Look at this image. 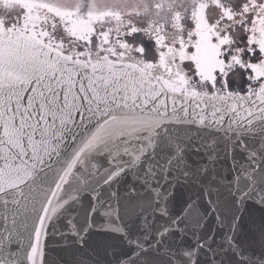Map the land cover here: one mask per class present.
<instances>
[{
	"label": "snow or ice",
	"instance_id": "obj_1",
	"mask_svg": "<svg viewBox=\"0 0 264 264\" xmlns=\"http://www.w3.org/2000/svg\"><path fill=\"white\" fill-rule=\"evenodd\" d=\"M217 136L245 156L236 200L264 193V0H0V264H44L81 164L85 178L103 174L91 213L102 228L127 236L162 217L161 247L202 230L199 199L179 215L170 203L193 176L188 146L215 148ZM117 172L136 183L120 191ZM199 177L226 226L218 179L207 166ZM227 226L231 240L238 218Z\"/></svg>",
	"mask_w": 264,
	"mask_h": 264
},
{
	"label": "water",
	"instance_id": "obj_2",
	"mask_svg": "<svg viewBox=\"0 0 264 264\" xmlns=\"http://www.w3.org/2000/svg\"><path fill=\"white\" fill-rule=\"evenodd\" d=\"M192 135L195 136V133ZM216 138L218 143L215 148H203L201 145L200 151H193L195 140L188 146L185 158L193 176L187 183L181 181L177 184L170 203L171 213L179 215L187 202L199 199L201 211L207 213V222L202 230L190 226L183 234L173 233L165 238L161 247L156 233L169 222L162 217H157L156 223L149 229L140 228L137 221L128 228L127 236L102 228L100 225L104 223V218L99 213H91L95 208L93 193L103 174L101 177L85 178L84 165L81 164L74 169L79 181H73L67 187L65 202L48 225V236L42 245L44 264H121L122 261L124 264H140L145 253L138 245L148 248L147 255L151 257L152 264H192L193 259L195 264H264V193L252 192L240 202L236 200L233 195L236 189L232 185L239 188L248 183L242 177V173L247 171L242 166L245 156L239 151L232 153L228 139L222 136ZM201 166H207L210 174L219 181L220 210L226 217L224 227H218L215 215L201 195ZM234 172L237 173L236 179H233ZM113 175L119 176L117 187L120 191L136 183L131 174L121 176L117 172ZM232 217L238 218V227L230 240L227 225ZM196 222H199L198 217ZM73 225L80 233L79 237L72 231ZM80 240H83L82 244ZM202 242L204 247L200 246ZM27 245L28 240L25 239L17 253L21 261L26 255ZM133 254H136L135 258L129 259Z\"/></svg>",
	"mask_w": 264,
	"mask_h": 264
},
{
	"label": "flooded vegetation",
	"instance_id": "obj_3",
	"mask_svg": "<svg viewBox=\"0 0 264 264\" xmlns=\"http://www.w3.org/2000/svg\"><path fill=\"white\" fill-rule=\"evenodd\" d=\"M241 79H242V75H241ZM241 79H240L241 83H238L237 85H235L236 87H241V88L243 87V83H244V82H242Z\"/></svg>",
	"mask_w": 264,
	"mask_h": 264
},
{
	"label": "rangeland",
	"instance_id": "obj_4",
	"mask_svg": "<svg viewBox=\"0 0 264 264\" xmlns=\"http://www.w3.org/2000/svg\"><path fill=\"white\" fill-rule=\"evenodd\" d=\"M241 80H242V82H244V81H243V78H242ZM239 83H241V81H239Z\"/></svg>",
	"mask_w": 264,
	"mask_h": 264
}]
</instances>
